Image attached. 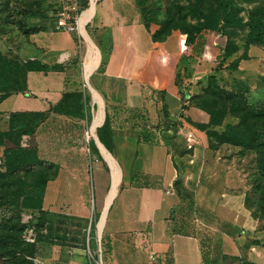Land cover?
<instances>
[{"label":"crops","instance_id":"crops-1","mask_svg":"<svg viewBox=\"0 0 264 264\" xmlns=\"http://www.w3.org/2000/svg\"><path fill=\"white\" fill-rule=\"evenodd\" d=\"M53 19L32 36L41 55L29 59L55 68L28 71L22 90L0 97L1 131L12 114H42L22 143L55 167L40 208L54 237L40 244L36 264H93L83 235H63L87 226L97 230L89 248L103 264H264V214L253 183L240 159L210 145L211 131L238 118L229 113L208 127L210 114L198 103L211 75L233 90L217 69L239 71L255 62L258 46L231 69L244 47L224 59L220 34L221 67L204 78L190 63L215 55L206 30L184 60V35L155 41L136 0H97L86 16L90 44ZM257 91L260 103L264 82ZM68 93L80 97L58 110Z\"/></svg>","mask_w":264,"mask_h":264},{"label":"rangeland","instance_id":"rangeland-1","mask_svg":"<svg viewBox=\"0 0 264 264\" xmlns=\"http://www.w3.org/2000/svg\"><path fill=\"white\" fill-rule=\"evenodd\" d=\"M230 1L233 6L232 16L244 25L227 27L226 30L234 31L235 40L242 47V51L248 38L254 46H258L256 51L253 52L252 59H255V62L250 64L242 62L239 71H228L218 65L222 54L221 47L226 38H223L219 32L209 28L206 33L209 34L208 39L214 41L213 51L215 55L211 57V61H206L207 59L203 57V61L196 60L190 63V66L195 69L198 68L197 76H204V78L208 76L211 69L214 70V68L220 66L221 68L217 71L222 70L221 73H218V76L223 80L222 83L233 87V90H237V87H239L240 98H244L246 95L243 86H248L251 88L249 98L254 104H257L255 103L258 102L259 98L257 89L264 82V59L260 57V52L264 51V17L258 27H254L251 21L264 9V0ZM137 2L144 22L158 38L178 32L183 34L186 39L187 31L195 28L204 20L201 15L202 12L210 14L213 9L219 6L220 1L137 0ZM51 4L52 0H0V73L6 74L11 83L8 86L0 80V97L7 90L14 89L20 78L22 79L25 71L32 66V62H35L29 61L31 60L29 58L41 55L40 50H36L32 45L31 38L37 30L50 24L51 21L54 22L50 11ZM90 7L91 2L87 9ZM223 16H226V14ZM86 31L87 35L83 33L81 35L90 44L87 25ZM240 53L238 52L237 55ZM79 76L85 79L86 82L89 77L86 66L79 72ZM234 79H237L239 84L231 86ZM259 108L264 109V105L259 106ZM221 146L222 156L240 159V167L249 175L250 181L256 185L260 184L255 152L247 149L243 150V147H237L229 142L220 143L218 147ZM2 158V153H0V264H33L36 257L30 247L36 246L42 251L41 248L44 245H38V240L40 236H45L43 234H46V231L41 230L38 225L37 211H26L24 208V193L22 196H17L16 193L19 189L25 192L27 185L32 188L36 186L41 175L52 173L53 167L32 165L24 170L11 173L3 165ZM257 199L260 200L258 194ZM259 202L264 205L261 201ZM263 205H261L262 208H264ZM63 231V235L67 237H77L78 234L83 235L84 247L89 251L92 263L103 264L99 258L93 257L89 248V240H92L91 237L97 233V230L95 231L87 226L85 229H66ZM31 232L34 233L33 237H30ZM37 232L40 233L38 238ZM51 250L52 246H48L47 251L51 252Z\"/></svg>","mask_w":264,"mask_h":264},{"label":"trees","instance_id":"trees-1","mask_svg":"<svg viewBox=\"0 0 264 264\" xmlns=\"http://www.w3.org/2000/svg\"><path fill=\"white\" fill-rule=\"evenodd\" d=\"M219 1V6L213 9L210 14H204L202 12L201 15L204 20L200 22L198 26L187 31L186 39L184 38V56L182 59H186V57H188L189 48L195 42L198 35L209 28L219 32L222 35L227 36L224 59L238 52V50L240 49L238 42L235 40L234 31H228L226 30V28L231 26H241L244 24H241V21L234 19V17L232 16L233 6L230 0ZM80 7L82 8V10L87 9L89 7L87 0H80ZM51 8L52 5H50V11ZM225 14L226 16H223ZM263 17L264 9L259 12L258 16L252 19V25L254 27H258L261 24ZM168 35H165L163 38H158L153 33L155 41L163 40ZM252 43L253 42H251L248 38L244 45L243 54L234 59L229 65L231 69H238L240 61L242 59L249 58L248 51L250 47L254 45ZM29 61L35 62H32L33 64L31 63L32 66L25 71L22 79L20 78V81L17 82L15 88L11 91H9V89L4 92V95L1 96V98L7 97L23 89V81L28 71L48 70L50 68H55V66H50L42 62L40 59H31ZM179 77L180 74H178L177 78ZM208 79L209 90L203 96H201L198 101L199 105L210 114V122L208 124V127L211 125H223L229 113L238 118L237 124H227L225 129L221 133L217 131H211L210 145L212 147L218 148L220 143L229 142L230 144H234L237 147H243V150L247 149L256 153V166L260 175V178L258 179L260 181V184L256 185L253 183V192L255 196H257L258 194V196L260 197L259 201H261V203H264V109L259 108V106L264 105V100L257 104L252 103L249 98L250 88L248 86H243L246 95L244 98H240L241 96L238 93L239 87H237V90H229L226 87L221 86L217 81L216 75H211ZM0 80L6 83L8 86L11 85V83L9 82V77L6 74L0 73ZM79 97L80 94L78 93L66 94V96L64 97V101H62V103L59 105L58 110L61 111L63 106L69 103V100L74 98L78 100ZM72 102L75 101L72 100ZM41 116L42 114L40 113L12 114L10 120V129L8 131L0 130V153H2L3 165L11 173L24 170L32 165H45L53 167L52 173L41 175L36 186H33L32 188L27 185L25 192H23L22 189H19L16 193L17 196H22L24 193V208L26 209V211H37L38 217L36 219L38 221V225L41 230H45L46 217L45 214L40 212V208L43 202L42 188L44 187L47 179L53 176V174L55 173V167L53 164L40 159L35 147L23 146L22 143L25 136L31 135L34 132L37 125L36 120H38V118ZM259 201L258 199L256 200L255 197L258 211H261V214L263 215L264 208H262L261 206L263 204H260ZM36 234L38 238V236H40V233L37 232ZM43 235L45 236H40L38 245L48 241L51 237H54L53 230H50L49 228L47 229L46 234L44 233ZM30 249L35 253V257L37 258L41 251L40 248L31 246ZM33 264H36V261H34Z\"/></svg>","mask_w":264,"mask_h":264},{"label":"built area","instance_id":"built-area-1","mask_svg":"<svg viewBox=\"0 0 264 264\" xmlns=\"http://www.w3.org/2000/svg\"><path fill=\"white\" fill-rule=\"evenodd\" d=\"M88 9L82 10L80 0H52L51 15L56 19V27L67 32H81V19ZM34 233H30L33 237ZM152 260L156 259L155 253L151 252Z\"/></svg>","mask_w":264,"mask_h":264},{"label":"bare ground","instance_id":"bare-ground-1","mask_svg":"<svg viewBox=\"0 0 264 264\" xmlns=\"http://www.w3.org/2000/svg\"><path fill=\"white\" fill-rule=\"evenodd\" d=\"M96 0H92L91 1V7L84 13L82 19H81V32L85 35H87V31H86V14H88V12L90 11V9L95 5Z\"/></svg>","mask_w":264,"mask_h":264}]
</instances>
